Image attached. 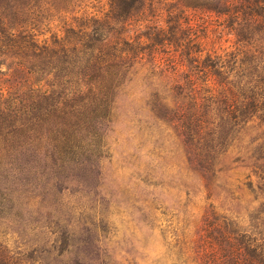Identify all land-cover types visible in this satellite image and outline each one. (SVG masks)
<instances>
[{"label": "rangeland", "instance_id": "1", "mask_svg": "<svg viewBox=\"0 0 264 264\" xmlns=\"http://www.w3.org/2000/svg\"><path fill=\"white\" fill-rule=\"evenodd\" d=\"M207 1L146 0L144 18L131 22L130 29L170 31L176 21L187 20L183 32L194 28L206 38V49L228 61L237 56L245 75L264 72V50L239 43L224 17L189 7ZM7 2L12 8L26 4L43 10L48 19L40 17V25H48L40 31L47 38L60 34L73 17H102L110 9V0H72L69 14L59 12L61 0ZM49 7L50 14L44 12ZM10 59L0 58L2 72ZM184 64L181 71L170 63L137 64L115 99L103 139L84 144L97 148L95 155L81 152L75 132L70 152L79 156L78 164L63 175H39V189L25 193L13 186L11 202L0 205V264H215L213 244L223 240L224 224L247 231L252 248L253 240L264 237V216L256 215L264 209V121L255 117L242 125L216 153L205 152L197 141L192 146L191 129L184 131L170 110L179 104L192 111V86L185 83L192 69ZM155 95L169 107L154 109ZM207 160L214 161L213 172L198 166Z\"/></svg>", "mask_w": 264, "mask_h": 264}, {"label": "trees", "instance_id": "2", "mask_svg": "<svg viewBox=\"0 0 264 264\" xmlns=\"http://www.w3.org/2000/svg\"><path fill=\"white\" fill-rule=\"evenodd\" d=\"M145 1L110 0V9L102 17H73L64 22L62 35L47 38L40 31L48 25H40L43 10L25 3L12 8L7 0H0V58L13 61L6 72L0 67V205L11 202L13 186L25 193L28 188L39 189V175L60 171L63 175L78 164L79 156L70 152L76 147H72L75 132L81 152L95 155L97 148L87 145L86 149L84 144L103 139L120 89L144 60L155 62L156 67L170 63L174 71L184 70V62L191 67L192 79L185 76V83L192 86V111L185 112L179 104L170 110L184 131L191 129L192 146L197 141L205 152L216 153L239 127L255 117L264 121V72L253 69L245 75V63L238 65L237 56L228 61L214 48L206 49V38L194 28L183 32L187 20L176 21L170 31L145 27V32L133 33L131 22L144 18ZM61 4L60 13H71L72 0ZM189 7H206L224 17L239 43L264 50V0H208ZM181 89L176 86L174 92L181 96ZM155 97L154 109L169 107ZM210 161H198V166L213 172L214 161ZM256 215L262 218L264 209ZM229 226L224 224L223 240L215 239L220 244H213L214 263L264 264V237L253 240L252 248L246 244L251 241L247 231H231Z\"/></svg>", "mask_w": 264, "mask_h": 264}]
</instances>
